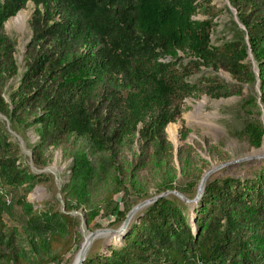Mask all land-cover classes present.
<instances>
[{
	"label": "trees",
	"instance_id": "16d2710c",
	"mask_svg": "<svg viewBox=\"0 0 264 264\" xmlns=\"http://www.w3.org/2000/svg\"><path fill=\"white\" fill-rule=\"evenodd\" d=\"M210 1L0 0V114L8 129L34 131L30 152L37 170L45 166L49 147L65 151L76 140L86 145L68 153L59 186L62 210L48 204L34 210L22 197L40 174L5 147L8 133L0 130V264H58L78 239L80 221L71 212L83 207L85 223L92 219L89 192L96 183L112 170L120 174L110 178L107 197L125 192L119 157L127 141L136 139V166L168 161L165 126L179 118L182 100L207 79L204 91L213 96L235 94L216 76L191 80L200 65L227 72L238 88L250 86L240 104L246 115L242 133L252 146L260 144L264 129L251 108L258 115V101L264 109V0H228L242 29L231 21L236 32L219 46L210 43L211 21L194 18L202 9L211 12ZM27 2L33 9L18 74L14 42L3 23ZM178 52L192 58L184 63ZM16 74L7 102L3 87ZM174 179L162 180L156 194L175 190L192 198L195 182L179 187ZM129 183L138 200L146 198ZM17 190L24 211L20 224L11 225L13 204L3 197ZM128 210L111 201L108 214L120 221ZM193 212L194 226L182 200L172 194L157 198L137 213L115 246L87 254L81 264H264V165L243 179L208 178Z\"/></svg>",
	"mask_w": 264,
	"mask_h": 264
},
{
	"label": "rangeland",
	"instance_id": "374dc122",
	"mask_svg": "<svg viewBox=\"0 0 264 264\" xmlns=\"http://www.w3.org/2000/svg\"><path fill=\"white\" fill-rule=\"evenodd\" d=\"M210 5L212 6L210 13L202 9L194 18L199 20L209 19L211 21L210 43L219 46L232 40L236 32L235 26L231 23V21L236 22L235 12L229 5L228 0H211ZM32 9V3L27 2L23 9L3 23L5 34L14 42L13 57L18 74L23 70L24 48L29 39L27 20ZM237 27L242 29L238 23ZM178 55L184 63L192 58L182 52H178ZM248 57L250 58V56ZM253 68L256 73L254 64ZM212 76H216L218 80L229 84L230 90L233 89L235 94L225 97L213 96V91L210 93L204 91L205 86L208 84L207 79L201 82L202 89L199 87V90L193 96L184 98L181 103L179 118L165 126L166 139L171 145V158L168 161L157 162L155 159H151L144 166H136L134 165V159L138 152L136 139L127 141L119 157V165L123 172L120 179L125 192L120 190L112 194L110 200L107 197V192L111 190L110 178L112 179L114 174H120L112 170L106 180L96 183V186L89 192L91 203L89 205L93 206L94 212L92 219L85 223L84 212L86 208L80 207L78 210L73 211L72 215L78 216L80 221L77 227L78 239L69 252L62 256V260L58 264H72L84 235L95 230L99 231L91 239L84 256L96 250L105 253L108 245L115 246L117 244L119 234L125 230L130 222L135 220L137 213L144 207L135 210L130 215L126 226L121 230L123 220L116 221L108 214L111 201L117 202L120 209L127 206L130 210L138 202L156 196L162 180L174 174L173 183L176 186L185 187L189 182H195L192 198L181 193L186 199L183 202L190 210L189 222L194 226L195 213L193 208L198 200H192L195 197L199 180L205 172L219 164L231 162L214 170L208 178L239 177L243 179L264 165V150L260 153L264 147V133L257 147L249 144L247 137L242 133L246 115L240 104L243 99L248 97L250 86L242 84L238 88L235 80L227 72L204 65H200L197 72L190 76V79L195 80L201 77L206 79ZM18 78L19 76L16 74L5 82L2 94L5 101L8 102L10 91L16 88ZM251 88L253 92L258 91L257 84H253ZM256 103L260 113L257 115V110L251 108L252 115L260 121L264 129V109L258 101ZM169 127L174 129L172 135L168 132ZM8 128L9 124L0 114V130H6L8 135H5L4 141L10 143L9 146L6 145L5 147L16 149L19 159L28 166L30 171L40 174L39 181L22 197L24 202L31 205L34 210L42 209L43 204L56 206L62 210L59 186L70 161L68 153L70 149L85 148V142L82 140L72 141L65 147V151L61 148L49 147L45 154V166L37 170L31 163L30 152V146L36 140L34 131L30 128H17L14 132ZM88 152L91 160H97L98 156L96 154H90L89 150ZM130 179L134 181L138 189H141L138 191L139 193L143 191L147 193L146 198L138 200V193L130 186ZM21 194V190L4 193L3 198L5 201L13 204V214L10 217L7 216L9 220L11 219L9 222L11 225L18 224L20 218H22L21 215L24 209L23 201H20ZM176 197L180 199L178 196Z\"/></svg>",
	"mask_w": 264,
	"mask_h": 264
},
{
	"label": "water",
	"instance_id": "95a60500",
	"mask_svg": "<svg viewBox=\"0 0 264 264\" xmlns=\"http://www.w3.org/2000/svg\"><path fill=\"white\" fill-rule=\"evenodd\" d=\"M237 22V21H236ZM229 163L231 162H226V163H222V164H219L215 167H213L212 169L208 170L207 172H205L202 177L200 178L199 180V183H198V186H197V191H196V194H195V197L193 198L192 201H197L201 194H202V191H203V187H204V184H205V181L206 179L208 178V176L216 169L220 168V167H223L225 165H228ZM168 194H172V195H175V196H178L180 198V200H186L185 197L179 193L178 191H175V190H167V191H164L160 194H157L156 196H153L151 198H148V199H144L140 202H138L137 204H135L125 215V218L123 219V222H122V226H121V230L126 226L127 224V221L130 217V215L135 211L137 210L138 208L140 207H143V206H146L148 204H150L151 202L155 201L157 198H160V197H163V196H166ZM71 214H73V212H71ZM99 230H95V231H92V232H88L86 235H84V238L82 240V243L80 244L79 246V249L77 250L76 252V255H77V263L76 264H81L83 259H84V255H85V248L87 246V244L89 245L91 239L98 233ZM85 246V247H83ZM85 250V251H84ZM75 255V256H76Z\"/></svg>",
	"mask_w": 264,
	"mask_h": 264
},
{
	"label": "bare ground",
	"instance_id": "6f19581e",
	"mask_svg": "<svg viewBox=\"0 0 264 264\" xmlns=\"http://www.w3.org/2000/svg\"><path fill=\"white\" fill-rule=\"evenodd\" d=\"M168 132L172 135L173 132H174L173 127H169V128H168ZM263 150H264V147L261 149L260 153H261ZM117 234H118V233H117ZM83 247H85V246H83ZM87 247H88V244H87L85 250L87 249ZM85 250H84V251H85ZM76 263H77V255L74 257V260L72 261V264H76Z\"/></svg>",
	"mask_w": 264,
	"mask_h": 264
}]
</instances>
